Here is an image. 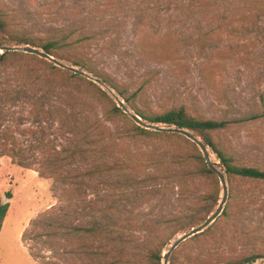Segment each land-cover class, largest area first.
<instances>
[{"label":"rangeland","instance_id":"374dc122","mask_svg":"<svg viewBox=\"0 0 264 264\" xmlns=\"http://www.w3.org/2000/svg\"><path fill=\"white\" fill-rule=\"evenodd\" d=\"M98 9L107 10L105 17ZM216 9L188 6L181 0H0V10L15 16L16 29L33 38L69 36L70 42L96 32L97 36L75 47L63 46L56 52L57 58L68 65H75L76 58L83 60L89 68L78 67L94 76L98 72L104 74L109 80L106 83L117 94L122 97L123 92L133 98L148 114L185 107L193 118H247L264 110V24L258 32L247 31L248 25L237 24L230 18V11ZM3 43L2 46L17 45L7 38ZM18 62L0 69L3 87L10 89L34 74L28 71L36 64L30 57ZM79 82L89 95L85 99L88 106L82 108L91 121L99 119L108 128L112 143L107 151L90 158L89 164L98 160L119 161L126 165L127 172L138 176L158 171L164 175L161 194L142 195L134 204L124 200L119 189L108 182L123 178V172L95 179L98 186L89 198L121 199L123 216L162 221L154 224L153 229H160L164 237H169L171 231L163 222L197 204L201 194L214 188L208 180L182 176L187 167L174 162L176 154H195L194 146L175 135H125L128 130L136 133V122L130 115L114 113L109 97L88 83ZM99 86L115 100L106 88ZM53 88L54 92L62 91ZM71 94L81 97L75 91ZM30 101L29 97L20 96L9 102L2 118L7 131L25 148H33L37 139L33 131L38 133L43 127L47 138H57L54 118L31 116ZM214 136L228 149L238 152L245 163L264 168V120L235 122ZM171 174L175 177L170 178ZM61 186L34 169L18 165L10 156L1 158L0 199L9 202L10 207L0 233V264H85L65 253L59 244L51 251L44 243H37L33 234L29 240L23 239L33 220L62 203ZM233 186L247 194L264 192V184L259 183L235 181ZM8 191L13 194L10 200L6 198ZM183 234L179 233L171 242ZM79 242L80 239H74L69 244ZM31 247L39 257L31 254ZM263 250L264 210L252 206L233 221L219 219L206 235L183 242L174 252L181 256L192 253L207 261L202 264H223L226 258L239 259ZM263 261L264 258L258 260Z\"/></svg>","mask_w":264,"mask_h":264},{"label":"trees","instance_id":"16d2710c","mask_svg":"<svg viewBox=\"0 0 264 264\" xmlns=\"http://www.w3.org/2000/svg\"><path fill=\"white\" fill-rule=\"evenodd\" d=\"M181 2L206 10L213 7L224 13L230 11V18L237 24L243 27L248 25L247 31L258 32L260 26L264 24V0H181ZM98 10L105 17L107 10ZM16 26L15 16L11 12L0 10V46L4 45L3 40L7 38L8 41L17 45L41 46L55 57H57L56 52L63 46L75 47L77 43L97 36L96 32L85 33L78 40L70 42H68L69 36L59 39L50 35L48 38L38 39L18 31ZM25 57H30L36 63V68L28 69L34 73L31 78L10 89L3 87L0 82V160L4 156H10L18 165L34 169L42 177L52 178L56 183L62 184L60 194L62 203L51 206L42 217L33 220L30 228L23 233V239L29 240L33 234L37 243H44L51 251L59 244L65 253H71L73 258L80 259L85 264H163V253L170 246L171 240L179 233H185L202 224L218 207L222 198L218 175L208 167L197 144L184 135L151 131L135 123L136 133L128 130L125 135H175L191 143L196 153L176 154L173 156L174 162L187 167L182 176L208 180L214 188L201 194L197 204L179 211L163 222L171 231L169 237H164L160 229H153L154 224H161L162 221L139 220L123 216L121 199L89 198L98 186L95 179L103 175L123 172V178L116 181L108 180V182L119 189L124 200L134 204L135 199L142 195L161 194L164 189L162 184L164 175L158 171L154 174L138 176L135 172H127L126 165L119 161L98 160L89 164L90 158L97 153L107 151L112 143L107 134L108 128L99 119L91 121L86 109L82 108V105L88 106L85 99L89 95L84 90L85 86L79 81L88 83L89 86L109 97L114 104V113L126 115L124 109L119 107L118 103L95 82L60 68L38 55L20 51L0 52V69L17 65L18 61ZM73 63L76 66L83 65L89 68L88 64L81 59L76 58ZM96 75L105 82H109L104 74L98 72ZM53 87H58L62 91L54 92ZM70 89L72 92L79 93L81 97L72 95ZM121 93L127 104L145 120L175 124L203 137L225 167L230 189L223 213L205 231L187 240L206 235L221 218L233 221L234 217L242 216L252 206L264 210V192L256 195L252 191L247 194L233 186L235 181L244 184H264V168L245 163L238 152L228 149L214 136L216 132L235 122L264 120V110L250 117L236 120L193 118L187 113L185 107L153 115L141 110L133 98ZM66 95L70 97L67 100ZM20 96L32 99L29 110L31 116L54 118L56 140L47 138L48 132L43 127L38 130V133L33 131L37 137L33 148H25L14 134L7 131L2 119L4 107ZM169 176L175 177L172 174ZM6 196L11 199L13 194L8 191ZM9 207V202L4 203L0 199V233ZM74 239H80V242L70 246L69 243ZM30 252L33 256L39 257L33 247ZM41 257L46 258L45 255ZM253 258H264V250L253 251L239 259L226 258L223 264H246ZM180 261L183 264L207 262L192 253L181 256L173 252L170 264H178Z\"/></svg>","mask_w":264,"mask_h":264},{"label":"water","instance_id":"95a60500","mask_svg":"<svg viewBox=\"0 0 264 264\" xmlns=\"http://www.w3.org/2000/svg\"><path fill=\"white\" fill-rule=\"evenodd\" d=\"M0 48L5 51H20L25 52L29 54L38 55L42 58H45L49 60L50 62L54 63L55 65L70 70L76 74H80L82 76H86L87 78L93 80L94 82L98 83L99 85H102L108 92L115 98L116 102L118 103V106L123 108L125 113L129 114L130 117L140 126L146 128V129H153L155 131L159 132H169V133H179L181 135H184L191 141L197 144L199 149L201 150L203 157L206 160V163L208 167L214 171L219 179L220 183L222 185V198L220 200V203L216 210L207 218L206 221H204L202 224L195 226L191 228L189 231L185 232L183 235L179 236L177 239H175L173 242H170V246L165 252L163 253V264H170V257L173 254V252L179 247V245L186 241L187 239L205 231L211 224H213L217 218L223 213L225 205L227 203L228 197H229V183H228V177L225 171V167L220 160V158L214 153L210 145L206 142V140L198 135L197 133L186 129L179 127L175 124L171 123H164V122H152L147 121L144 118H142L139 114H137L131 107L128 106V104L125 102V100L116 93V91L110 87L101 77L94 76L91 73H89L87 70L75 66V65H68L58 59L57 57L51 55L47 51H45L43 48L29 45V44H23V45H14V46H0ZM212 155H215L219 161H216L212 159ZM8 200V198L6 196ZM4 202V201H3ZM6 203V202H4ZM259 259L253 258L250 262V264H264V261L259 263Z\"/></svg>","mask_w":264,"mask_h":264},{"label":"bare ground","instance_id":"6f19581e","mask_svg":"<svg viewBox=\"0 0 264 264\" xmlns=\"http://www.w3.org/2000/svg\"><path fill=\"white\" fill-rule=\"evenodd\" d=\"M212 159L219 161L218 158L215 155H212Z\"/></svg>","mask_w":264,"mask_h":264}]
</instances>
